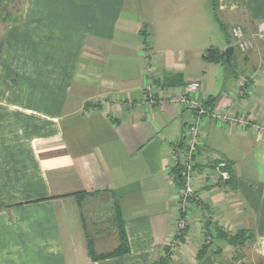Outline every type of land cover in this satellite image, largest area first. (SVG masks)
Masks as SVG:
<instances>
[{"label":"crops","instance_id":"obj_1","mask_svg":"<svg viewBox=\"0 0 264 264\" xmlns=\"http://www.w3.org/2000/svg\"><path fill=\"white\" fill-rule=\"evenodd\" d=\"M138 2L24 0L18 20L5 25L0 264H152L161 257L181 215L170 145L195 113L168 99L188 82L199 83L192 97L206 109L233 104L264 124V0H213L215 23L225 29L214 40L212 0H155L154 22ZM234 26L251 40L244 52ZM229 46L228 66L204 58ZM191 69L200 71L186 76ZM148 83L162 101L143 104ZM200 142L197 167L222 156L231 178L217 186L196 180L170 264H225L236 249L221 233L237 231L253 234L240 248L263 259L264 133L203 117ZM117 213L128 251L95 258L119 244Z\"/></svg>","mask_w":264,"mask_h":264},{"label":"built area","instance_id":"obj_2","mask_svg":"<svg viewBox=\"0 0 264 264\" xmlns=\"http://www.w3.org/2000/svg\"><path fill=\"white\" fill-rule=\"evenodd\" d=\"M233 39L236 46L242 52L251 47V40L243 37L242 29L239 26H234L231 29ZM264 26H259L258 35L263 36ZM199 88V83L191 81L185 84L183 92L170 97L168 101L189 106L194 109L195 113L191 121L186 126V133L181 141L172 142L170 145V159L172 165L170 167L171 176L178 174L179 186L177 190V200L180 207V217L176 222V229L172 238L168 242V246L173 249L178 244V241L186 227V220L182 213L186 204L190 200L195 199V184L199 177H202L208 185L217 186L227 182L231 178V169L228 161L222 156L205 160L202 166L197 167L195 156L201 145L200 142V127L202 118H213L223 124L233 125L236 127L249 128L253 133H264V124L252 121L247 115L236 113L234 105L220 112L216 109H206L204 103L193 99L192 94ZM238 96L245 94V88H240ZM145 100L143 104L149 105L158 100L153 90L152 84H147L144 88ZM105 102L104 99L101 101ZM204 242L209 243L210 237L204 236Z\"/></svg>","mask_w":264,"mask_h":264},{"label":"rangeland","instance_id":"obj_3","mask_svg":"<svg viewBox=\"0 0 264 264\" xmlns=\"http://www.w3.org/2000/svg\"><path fill=\"white\" fill-rule=\"evenodd\" d=\"M138 1H139L138 4L140 6H142V8H143V9H141L143 14L148 18V20H150L151 22H154V20H155V11H154L155 0H138ZM23 2H24V0H3L2 1V6L0 9V46L2 43V38H1L2 34H3L2 31L5 27V25L8 22L18 20V18L20 16L21 9H22ZM210 23H211V30L209 31L208 37H212L213 38L212 40H214L216 35H217V37L220 35V30H219V26L215 23V21H213V18H211ZM141 26H143V25H141ZM149 26L144 27V29H146L147 33L150 31ZM230 31H231V29H230ZM152 33L154 34V32H152ZM212 34H214L215 37L212 36ZM256 38H258V37H256ZM0 49H1V47H0ZM195 71H200V70H195ZM195 71L191 69L188 73H186V76L193 77V74H195ZM116 228H117V226H116ZM117 231H118V228H117ZM249 241L250 240H247L245 243H243V245ZM205 244L207 245L208 243H205ZM241 246H235L234 249H236V251H235L236 253L234 252L233 254L228 256L225 264H264V258L262 259V257H260V256L253 257L251 255L250 251L248 250V248L243 249V247H242V249H241L240 248ZM237 249H239V250H237Z\"/></svg>","mask_w":264,"mask_h":264},{"label":"trees","instance_id":"obj_4","mask_svg":"<svg viewBox=\"0 0 264 264\" xmlns=\"http://www.w3.org/2000/svg\"><path fill=\"white\" fill-rule=\"evenodd\" d=\"M2 1L3 0H0V9L2 6ZM211 5H212L211 9H212V14H213L214 20H215V22H218L216 19L215 13H214L215 4H214L213 0H212ZM218 25H219L220 29L224 32L225 29L221 26V24H218ZM204 58L210 59V60H215V61L218 60V61H221L222 63H226L228 66V63L225 60V54L223 51H217L216 49H209L207 51L206 55L204 56ZM207 103L205 102V104H207ZM175 175H176V178L178 179V174H175ZM116 216H117L116 217L117 218L116 225L118 228L119 244L113 251H111L109 253H102L99 255H95L94 256L95 258H106V257L112 256V255L123 254V253L128 251V246L126 243V236H125V232H124V229H123V226L121 223V219H120L118 213L116 214ZM221 234H222L221 235L222 238H224V240L232 246H241L247 240L253 239V234L249 233L248 231H237L231 235L224 234V233H221ZM202 252H203V250H202ZM171 253H172L171 248L169 246L165 247L163 255L161 257H159L158 259H156L155 261H153L152 264H170Z\"/></svg>","mask_w":264,"mask_h":264},{"label":"water","instance_id":"obj_5","mask_svg":"<svg viewBox=\"0 0 264 264\" xmlns=\"http://www.w3.org/2000/svg\"><path fill=\"white\" fill-rule=\"evenodd\" d=\"M232 51H233L232 46H229V47L224 49L225 60L228 64L230 63V55H231Z\"/></svg>","mask_w":264,"mask_h":264}]
</instances>
